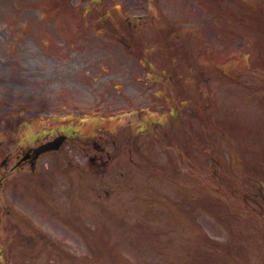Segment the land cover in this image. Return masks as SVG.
Segmentation results:
<instances>
[{
	"label": "rangeland",
	"instance_id": "1",
	"mask_svg": "<svg viewBox=\"0 0 264 264\" xmlns=\"http://www.w3.org/2000/svg\"><path fill=\"white\" fill-rule=\"evenodd\" d=\"M257 1L0 0V264H264Z\"/></svg>",
	"mask_w": 264,
	"mask_h": 264
},
{
	"label": "water",
	"instance_id": "2",
	"mask_svg": "<svg viewBox=\"0 0 264 264\" xmlns=\"http://www.w3.org/2000/svg\"><path fill=\"white\" fill-rule=\"evenodd\" d=\"M63 139V137H57L54 141L49 142L47 144H43L41 145L39 148H37L38 150H44L46 148H55L58 147V145L60 144L61 140Z\"/></svg>",
	"mask_w": 264,
	"mask_h": 264
},
{
	"label": "flooded vegetation",
	"instance_id": "3",
	"mask_svg": "<svg viewBox=\"0 0 264 264\" xmlns=\"http://www.w3.org/2000/svg\"><path fill=\"white\" fill-rule=\"evenodd\" d=\"M30 160V159H29Z\"/></svg>",
	"mask_w": 264,
	"mask_h": 264
}]
</instances>
